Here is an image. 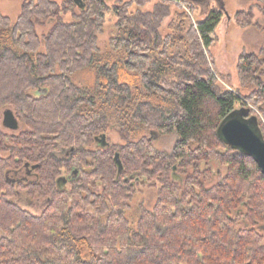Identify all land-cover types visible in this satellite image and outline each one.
<instances>
[{
    "label": "trees",
    "instance_id": "obj_1",
    "mask_svg": "<svg viewBox=\"0 0 264 264\" xmlns=\"http://www.w3.org/2000/svg\"><path fill=\"white\" fill-rule=\"evenodd\" d=\"M149 1L116 7L117 35L104 53L97 35L105 0H83L72 21L56 0H25L15 22L0 9V107L12 108L25 126L0 131V149L9 153L0 158V264H264L256 230L264 226V174L219 133L240 109L264 138V50L239 56L249 94L224 88L205 51L223 11H210L183 36L181 21L175 38L160 31L171 0L130 12ZM252 17L239 11L236 21L246 26ZM48 19L52 28L40 36L36 26ZM92 66L96 93L72 78ZM115 121L126 143L98 144ZM145 129L175 133L173 151H157ZM214 159L229 170L209 187L213 171L202 163ZM23 167L34 178L12 179ZM155 177L157 203L132 228L125 213L135 186ZM22 194L46 206L33 214L20 205Z\"/></svg>",
    "mask_w": 264,
    "mask_h": 264
},
{
    "label": "rangeland",
    "instance_id": "obj_2",
    "mask_svg": "<svg viewBox=\"0 0 264 264\" xmlns=\"http://www.w3.org/2000/svg\"><path fill=\"white\" fill-rule=\"evenodd\" d=\"M25 0H0V9L2 13L9 16L13 22H15L21 12L22 4ZM60 4H64L66 12L62 14L64 20L72 21L75 16H79L82 13V7L76 4L73 0H56ZM88 1V0H86ZM109 9L105 13V18L103 21V27L100 33L97 35L98 45L101 48L102 53L110 50V39L117 35L116 23L118 21V16L116 12V7L121 8L126 2L130 0H105ZM161 0H150L143 6L133 4L129 7L130 12H136V10L141 9L143 11H153L157 4ZM190 2H185L184 0H171L169 6V15L165 16L160 31L164 36L173 34L175 38L177 33L175 32V27L182 23L184 24V29L179 27L180 30L183 29L180 36L185 34V30L189 27L191 23H197L198 21L204 19L206 15L214 10L219 9L224 13L221 22L217 26V29L212 34L215 38L214 43L208 49L205 48L207 53V58L210 66L212 67L214 74L217 76L219 84L228 89H240V93L246 96L251 92L249 87H241L240 80L238 77L237 64L240 54L243 52H253L260 56H263L262 50H264V0H189ZM73 4V5H72ZM70 7V8H69ZM67 8V9H66ZM251 10L253 17L251 23L246 26L238 24L236 21V14L239 11ZM184 16L183 18H180ZM53 20L48 19L44 22H39L36 26V30L40 36L46 34L52 28ZM174 46H177V50H182L184 47L178 41ZM94 67H89L83 70H79L72 74V78L75 82L79 83L81 87L92 90L96 93L99 90L98 83L95 77ZM87 96L92 97V94H87ZM150 100V99H149ZM152 100V99H151ZM155 104L154 102H152ZM88 105V104H86ZM6 107H0V131L4 133H18L17 131L22 130L25 126L20 122V128L18 130H12L6 128L3 124V112ZM114 112V111H110ZM115 114L111 115L113 118ZM116 118V117H115ZM117 119V118H116ZM115 119L113 118V121ZM116 123V124H115ZM136 130H141L140 127L134 126ZM122 126L115 121L113 127L108 131V139L111 143L122 144L126 141L122 138L120 134V129ZM145 133L152 137V145L154 148L162 153H171L177 141V135L175 133L163 134L155 132L152 130L145 129ZM152 132V133H151ZM102 144L98 142V144ZM194 147L196 145L194 144ZM91 148V147H90ZM96 149V144L92 146ZM8 152L0 149V158H7ZM66 154L58 153L57 157H64ZM212 169L213 175H211L208 180V186L216 184L221 176L227 175L228 166L221 165L219 160L214 159L202 163V169ZM21 172L10 173L12 179H22V180H32L34 175L31 173L29 167H23ZM26 170H30L27 172ZM142 178V177H141ZM162 184L160 180L155 177L151 180L140 179L135 186L134 195L129 201V207L126 210V217L129 220V224L132 228L138 227V221L141 211L144 209L153 210L157 200L159 189ZM98 192L102 188H96ZM21 206L28 209L33 214L39 213V208H37L32 202V198L28 200L22 199ZM41 209V208H40ZM90 213H92V208H89ZM105 221L107 216L103 217ZM242 225L246 226V222H242ZM258 233L264 236V226L256 227Z\"/></svg>",
    "mask_w": 264,
    "mask_h": 264
},
{
    "label": "water",
    "instance_id": "obj_3",
    "mask_svg": "<svg viewBox=\"0 0 264 264\" xmlns=\"http://www.w3.org/2000/svg\"><path fill=\"white\" fill-rule=\"evenodd\" d=\"M76 4L84 7L83 0H74ZM240 109H237L234 114L227 117L219 127V133L223 140L230 144L233 148L241 150L243 153L251 156L258 163L264 174V138L261 136L258 125L252 121L244 119L241 116ZM3 124L6 128L18 130L20 122L12 108H6L3 112ZM103 146L108 145L106 134L97 137ZM116 161L119 166V171L123 166L119 159V154H116ZM77 172V170H76Z\"/></svg>",
    "mask_w": 264,
    "mask_h": 264
},
{
    "label": "crops",
    "instance_id": "obj_4",
    "mask_svg": "<svg viewBox=\"0 0 264 264\" xmlns=\"http://www.w3.org/2000/svg\"><path fill=\"white\" fill-rule=\"evenodd\" d=\"M26 199L29 201L30 198H26ZM31 203H33L37 208H39V212H40L46 206L47 202L46 200L33 199Z\"/></svg>",
    "mask_w": 264,
    "mask_h": 264
},
{
    "label": "flooded vegetation",
    "instance_id": "obj_5",
    "mask_svg": "<svg viewBox=\"0 0 264 264\" xmlns=\"http://www.w3.org/2000/svg\"><path fill=\"white\" fill-rule=\"evenodd\" d=\"M30 169V168H29ZM21 171H23V169H21L20 171H18V172H21ZM27 172H29V170H26ZM16 173V172H15ZM22 195H24L23 197H24V199H26V198H29L26 194H22ZM27 200V199H26Z\"/></svg>",
    "mask_w": 264,
    "mask_h": 264
}]
</instances>
